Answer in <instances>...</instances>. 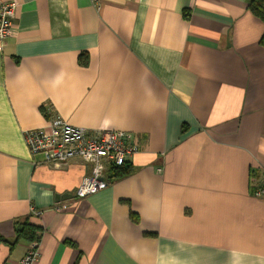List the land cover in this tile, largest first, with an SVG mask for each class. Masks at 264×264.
<instances>
[{"label": "crops", "instance_id": "1", "mask_svg": "<svg viewBox=\"0 0 264 264\" xmlns=\"http://www.w3.org/2000/svg\"><path fill=\"white\" fill-rule=\"evenodd\" d=\"M251 1L0 0L17 3L0 40V264L27 252L12 242L31 213L35 264H264V23ZM52 115L133 132V172L77 196L92 164L40 162L26 144Z\"/></svg>", "mask_w": 264, "mask_h": 264}, {"label": "built area", "instance_id": "2", "mask_svg": "<svg viewBox=\"0 0 264 264\" xmlns=\"http://www.w3.org/2000/svg\"><path fill=\"white\" fill-rule=\"evenodd\" d=\"M16 8V2L0 4L1 41L13 34ZM25 140L30 154L41 156L40 162L58 165L79 158L92 164L91 174L83 177L76 192L81 198L105 189L108 186L107 171L123 166L129 157L140 151L133 132L118 129L92 132L71 124L60 115H52L45 127L27 130ZM253 184L256 187L254 196L264 200V168ZM40 244L41 239L30 242L19 264H35L40 258Z\"/></svg>", "mask_w": 264, "mask_h": 264}, {"label": "trees", "instance_id": "3", "mask_svg": "<svg viewBox=\"0 0 264 264\" xmlns=\"http://www.w3.org/2000/svg\"><path fill=\"white\" fill-rule=\"evenodd\" d=\"M248 10L258 17L264 23V0H252L248 5ZM188 15V14H186ZM260 44L264 46V34L260 39ZM86 53H82L79 57L81 64H87ZM112 178H122L127 175H130L133 172L131 166L126 162L123 166L118 168L111 169ZM132 217H135L132 213ZM15 234L16 239L12 242V245H15L19 241L32 242L34 240H40L43 233V227L41 224L35 221V215L29 214L24 218H19L15 221ZM5 240V239H3ZM6 241V240H5Z\"/></svg>", "mask_w": 264, "mask_h": 264}]
</instances>
